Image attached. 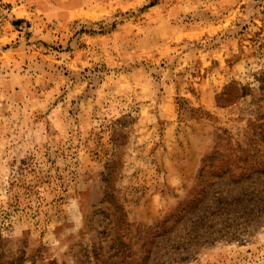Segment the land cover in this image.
<instances>
[{"label":"rangeland","instance_id":"1","mask_svg":"<svg viewBox=\"0 0 264 264\" xmlns=\"http://www.w3.org/2000/svg\"><path fill=\"white\" fill-rule=\"evenodd\" d=\"M5 1L0 264H264V0Z\"/></svg>","mask_w":264,"mask_h":264},{"label":"built area","instance_id":"2","mask_svg":"<svg viewBox=\"0 0 264 264\" xmlns=\"http://www.w3.org/2000/svg\"><path fill=\"white\" fill-rule=\"evenodd\" d=\"M15 7L5 0H0V40L8 37L15 30Z\"/></svg>","mask_w":264,"mask_h":264},{"label":"trees","instance_id":"3","mask_svg":"<svg viewBox=\"0 0 264 264\" xmlns=\"http://www.w3.org/2000/svg\"><path fill=\"white\" fill-rule=\"evenodd\" d=\"M243 179L242 178H236V180H230V184L234 183L235 185H238V184H242L243 182ZM215 186V184L213 183L211 186H209V190H211V188ZM219 194V192H218ZM243 198L241 197H237V198H231V200H228L227 198H224L223 196H218L216 198V203L218 204L217 208L215 210H213L212 213L216 214L218 213L217 211L218 210H226V209H229L227 210L228 213L227 215H231L232 213V209L231 208H228L229 205H233V204H238V203H241L243 202ZM198 201V200H197ZM201 202L199 204H197L196 206L200 205ZM218 209V210H217ZM173 216H176V213H173L171 216L168 217V219H166V221H168L169 219H171Z\"/></svg>","mask_w":264,"mask_h":264}]
</instances>
